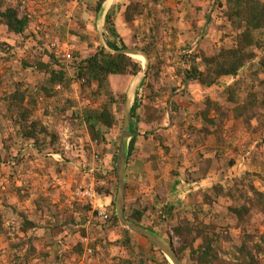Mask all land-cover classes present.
Wrapping results in <instances>:
<instances>
[{
	"label": "trees",
	"instance_id": "obj_1",
	"mask_svg": "<svg viewBox=\"0 0 264 264\" xmlns=\"http://www.w3.org/2000/svg\"><path fill=\"white\" fill-rule=\"evenodd\" d=\"M104 2L99 0L96 3V14L101 11ZM20 3V0H0V28L9 36L23 38L17 42L19 49L25 48L27 40L31 41L22 56L17 58L16 46L0 40V66H10L15 61L19 71L12 72L9 68L8 72L0 71V129L8 132V137L1 141L0 165L10 163L12 147L23 148L29 142H33L42 154L61 152L59 129L47 127L42 119L35 117L39 103L43 105L42 117H58L54 126L64 128L69 125L73 131H78L84 125L90 142L102 146L106 143V135L119 130L123 122L120 117L124 114L126 94L115 95L112 92L111 77H136L142 71L141 61L125 54L108 52L97 37L96 45L86 40L88 51L85 54L80 50L70 56L56 52L44 34L36 29V17L27 14L19 16L17 8ZM216 4V18L220 21L217 29L221 32L219 42L211 47L207 38L203 37L198 44L205 43L207 49L202 51L197 46L195 52L183 55L182 61L189 67L179 71L183 82L188 85L195 83L204 91L222 78L233 79L218 93L221 101L213 100L207 94L203 97L195 114V120L200 121L202 128L196 130L189 125L185 129L202 134V138L198 137L202 143L207 136H214L216 142L223 143L222 134L230 120L241 122L251 134L264 133V0H216ZM209 9L208 6L197 9L192 24L195 26L203 16L206 19ZM161 14L164 18L166 12ZM144 16L150 18L151 10H144L138 0H129L123 12L126 28L137 35L134 23ZM211 21L212 18L208 23ZM172 22L169 19L166 26L172 27ZM81 27H85L83 23ZM150 32L151 41L141 48L147 55L151 54L159 40V24ZM103 36L112 51L127 49L116 32L112 9L106 15ZM162 63L156 53L155 61L150 64L143 80L141 97L136 98L130 109V127L133 130L134 126L138 127L137 124L143 122V128H137L135 132H153L152 145L157 141L156 146L162 147L167 154L170 148L165 143L167 137L163 136L164 117L168 109L169 124L180 134L184 124L177 100L184 101L189 93H177L176 86H159ZM27 71L39 79L34 85L27 82L24 76ZM74 83H79L81 90H91V98L99 105L91 109L83 104L84 114L77 112L68 117L66 113L75 102L65 98V95H71ZM165 94L171 98L170 101H164ZM112 106L118 111L113 112ZM135 132L134 135H138ZM135 136L128 144V166L139 159L140 150L134 147ZM75 137L79 139L81 135L76 133ZM144 138L148 140L147 134ZM257 151L264 170V136L259 140ZM12 160L14 166L21 164L19 160ZM158 160L159 154L149 152L147 160L142 162L149 163L151 171L156 172L159 169ZM215 163L216 160H206L199 164L198 172L187 174L185 183H201ZM233 163L230 161L229 165ZM57 167L56 172H59L64 164ZM46 175L52 178L54 173L48 171ZM253 176L264 181V172H244L240 177L227 180L226 184L216 182L209 188L192 191L188 210L178 200L160 201L155 191L152 200L147 196L143 198L146 179L142 178L143 175L140 179H130L127 174L125 191L138 190L141 194L130 203L124 192V217L128 222L157 235L158 230L167 236L172 234L180 243L175 249L178 259L186 260L187 264H264V190H258ZM97 177L105 180L104 185L96 188L99 199L101 196L115 199L117 186L114 181L105 178L101 172L97 173ZM14 190L20 200L31 199L34 208L32 215L26 211L16 213L20 219L17 232L21 236L15 234L14 238L10 228L4 226V216L0 213V240L6 242L13 264H32L36 260V264H67L73 258L75 262L84 254V238L89 239L87 247L91 251L87 258L96 264H170L165 257L162 262H157L153 258L157 247L147 239L143 242V238L122 227L111 207H108L110 215L107 220L89 223L86 228L92 213V206L87 201H73L69 212H62L58 203L54 204L52 198L40 191L32 198L28 189L14 187ZM53 195L56 192L51 197ZM42 219L47 224L42 225ZM38 229L45 230V233L37 238L35 232ZM58 240L67 242L69 248L62 254L51 255L50 249ZM223 241L227 251L222 247ZM37 243L41 245L39 249L36 248ZM111 248L122 255H111ZM0 264H3L1 256Z\"/></svg>",
	"mask_w": 264,
	"mask_h": 264
},
{
	"label": "rangeland",
	"instance_id": "obj_2",
	"mask_svg": "<svg viewBox=\"0 0 264 264\" xmlns=\"http://www.w3.org/2000/svg\"><path fill=\"white\" fill-rule=\"evenodd\" d=\"M96 1L97 0H83L82 4L84 3L85 8L80 6L81 9H78L76 3L72 6L71 4H66L64 0H20L21 3L18 6L17 11L19 16L27 14L30 17H36V29L44 34L50 47L53 48L52 44L58 42L59 46L54 47L53 49L56 52L64 53L66 56H70L76 50H80L85 54L88 51L86 45L87 41L88 43L90 42L96 45V37L101 43L96 27L101 13L99 12L96 14L94 11ZM138 1L141 2L142 6H144V10L147 8L151 10L152 16L150 18H146L144 16L136 20L134 24L138 29L137 35L128 30L125 26V22L123 23L127 32L122 31V33L126 32L125 40L127 45L132 49L143 51L141 49L142 46L148 45L151 41L150 29L156 24H159V40L155 43V48H153L150 55L145 53L147 55L149 66L153 61H155V54L158 53L159 58L163 61L161 74L158 79L159 86H176L177 93L185 91L189 94L185 100L182 101V103L177 100V104L179 105V114L181 116L180 118L184 124L181 128L182 132L179 134L180 131L172 129L171 125H168L166 119L167 123L165 129L163 130V136L167 137V141L165 143L170 148L167 154L164 152L162 147L159 145L156 146L157 141H154L153 145H151L149 141H145L142 138L140 139L138 147L142 150L141 158L147 160L146 158L148 157L149 152H158L159 169L156 172H152L149 167V173H135L133 171V162H131L129 166L126 164L125 182L127 180V174L131 176L130 179L134 180L139 177L141 178L143 175L144 177L142 178L146 179L145 187L142 190L144 191L143 198L147 196L150 200H152V195L155 191L160 201H165V199L166 201L171 202H173V200H178L189 210L192 202V200L189 199V194L192 191H197L198 189H193L195 187L193 183L190 185L186 184L185 177L190 172H198L199 164H202L206 160H214V162L216 160V163L214 165L215 167L209 170L208 177L204 180L205 182H203L205 185L201 188L205 189L209 188L212 183L216 182L226 184L227 180H231V178H235L236 176L240 177V175L244 172L263 174V164L259 158L257 148L259 140L261 136H264V133L251 134L245 129V127H243L241 122L230 120L225 126L222 134V137L224 138L223 143L216 142L214 136H207L202 143L198 138H202V134L192 132L190 129L185 130L189 125L190 128L196 130L201 129L202 124L199 120H195V114L201 107L203 97L207 94L213 100L221 101L218 93H221L227 85L233 82L232 78H222L218 80L213 87L204 91L195 83L188 85L186 82H183L182 76L179 75V71L188 69L189 67L188 64H185L182 61L183 55L195 52L197 50V46L200 47L202 51L207 49L205 43L202 44L201 42L200 45L198 44L203 37L207 38L206 40L211 47L220 40L221 32L217 29L220 21L216 18L218 9L216 0H155L154 3H152L151 0ZM112 2L111 4H113L112 6L114 7L110 6V8L112 7V16L115 24L116 18L118 20L121 19V17L124 19L123 12L125 7L128 5L129 0H112ZM205 6L210 8L207 18L204 19L203 16L195 23L194 26L192 24V19L195 17L196 10L199 8L202 9ZM161 12H166L164 18H162ZM210 18H212V21L209 24L208 21ZM169 19L173 21L172 27L166 26V22ZM81 23H83L85 27L82 28ZM76 34L79 37H84L85 39H79ZM108 38H110V36H108ZM22 39V37L16 38L9 36L6 34L4 29L0 28V40H4L12 46H16L17 58L22 56L23 50L29 46L28 42H31L30 40H27L28 45L26 44L25 48L19 49L17 47V42ZM131 52L133 54H130V57L140 60L136 55H134L135 52ZM140 56L142 57L141 60L143 62L141 61V64L143 66V63L146 62L147 59L143 55ZM8 68L12 72H19L15 61H13L10 66H0V71L8 72ZM18 76L21 78L20 73ZM24 76L30 85H34L39 80L37 77H32L30 71L24 73ZM134 78H111L110 84L112 92L115 95L123 93L127 94ZM147 82H150V80ZM71 91V95H65V98L68 97L71 101H74L75 105L67 111L66 114L68 117L77 112H82V114H84L85 105L91 109H96L98 107L99 103L91 98V90H81L79 83H74ZM165 95L164 101H169L171 98L167 96V94ZM112 111L116 112L118 109L115 106H112ZM42 112L43 105L42 103H39L35 117L42 119L47 127L56 130L58 128L60 131L59 150L61 152H59L58 155H60L61 160H58L57 158L54 159L51 156L52 154L57 153L42 154L34 147L33 142H29L24 145L23 148L17 146L12 147L10 152V163L7 165H0V213L4 216V226L9 227L11 230L10 233L12 238L15 237V234H18L19 237L21 236V234L17 232V226L20 223V219L16 213H18V211H26L32 215L31 212L34 208L31 199H19L14 187L28 189L32 198L35 196L36 192L40 191L44 194V196L52 198V202L54 204L58 203L59 209L62 212H69L68 210H70L71 203L75 201L72 198V193L75 190L90 182H93L96 186L105 184V180L102 178L99 179L97 175H94L93 177L91 176L93 173H85V166L89 167V165H94V168H99L98 172L103 169V175L105 178L113 180L116 186L118 184L117 174L114 169L116 161L112 159V156L116 154L119 149L123 122L120 129L107 134L106 143L99 146L90 142L84 125H82L78 131H73L69 125H66L64 128L59 126L56 127L57 125L54 126L53 123L58 119V117L52 115V117L44 118L42 117ZM167 115L169 116L168 119H170L168 109L166 117H168ZM123 117L124 115L120 117L122 118V121ZM76 133L81 135V138L76 139ZM139 136H141V134ZM179 136L180 138H178ZM7 137L8 132L0 129V147L2 146L1 141L5 140ZM97 154L102 162L101 165H98V163L94 161V156ZM12 159L21 161V164H19V166H14V160ZM230 161L234 162L232 166L229 165ZM63 164V169L56 172V170H58L57 166H62ZM2 166H5L6 169ZM48 171L54 173L52 178H50L49 175H46ZM56 179L61 180L62 188L53 187L54 180ZM252 179L258 190L263 191L264 181L259 179L257 176H253ZM152 190L153 192L151 194L150 192ZM53 192H56V195L51 197ZM139 194L141 193L138 190L129 189L125 191L127 201L130 203H133ZM103 199L104 197L101 196L99 200L100 204L103 203ZM110 200L108 201L110 204L107 203V206L112 207V210L114 208L115 211L114 203L116 201L111 198ZM112 201L114 202L113 204ZM193 202L195 201L193 200ZM13 206L16 209H13ZM150 218L153 219L154 215L151 214ZM40 222L42 225L47 224L44 219ZM149 223L150 222L148 221L147 224ZM261 230L262 228L260 226L259 231ZM44 233L45 230L38 229L35 232V236L38 238L43 236ZM156 233H158V235L161 233L159 236H161L171 246L176 255L175 249L180 245L178 239L172 234L167 236V234H164L159 230L156 231ZM137 237L140 239L143 238L139 235H137ZM111 238L113 237L111 236ZM146 241L147 240L143 238V242ZM40 247L41 245L37 243L36 248L39 249ZM222 247L224 251H227L224 241L222 243ZM68 248L67 242L65 243L64 241L58 240L52 245L50 254H62V252L67 251ZM157 250L158 251H155L153 254V258H155L157 262H162V258L165 256L158 248ZM110 252L111 255H122V253L113 248L110 249ZM221 254L223 253L221 252ZM0 256L3 264H13L12 258H9L7 244L3 240H0ZM36 261L32 264H36ZM179 262L180 264H187L186 260ZM67 264L96 263L95 261L93 262L91 260H87L83 254L80 259L75 260L74 262L73 258L67 262Z\"/></svg>",
	"mask_w": 264,
	"mask_h": 264
},
{
	"label": "water",
	"instance_id": "obj_3",
	"mask_svg": "<svg viewBox=\"0 0 264 264\" xmlns=\"http://www.w3.org/2000/svg\"><path fill=\"white\" fill-rule=\"evenodd\" d=\"M108 1L109 0H105V2L102 5V9L100 11L101 16L97 24V30L99 33L101 44L104 46V48L108 52L112 54L120 53V54H125L130 57V52L133 51V52H139L143 54V56L147 59V55L145 54V52L140 51V50L125 49L123 51L114 52L107 46L106 41L103 37V27L105 24L107 12L111 6V4L107 5ZM148 66H149V62L147 59L146 65L142 66V71L134 78V81L126 94L125 114L123 118V128H122V134H121L120 143H119V156H118V165H117V178H118L117 187L118 188H117V195H116V202H115V214L117 216L119 224L122 227H124L125 229L129 230L130 232L134 234H137L151 241L164 254V256L166 257L169 263L180 264L171 246L162 237H160L159 235L155 233L150 232L149 230L145 229L144 227L140 225H136L131 222H128L126 218L124 217V191H125V176H126L125 169H126V164H127V149H128L126 140L129 137V135H131L129 131L131 102H132L136 87L141 82V80H143V78L145 77Z\"/></svg>",
	"mask_w": 264,
	"mask_h": 264
},
{
	"label": "crops",
	"instance_id": "obj_4",
	"mask_svg": "<svg viewBox=\"0 0 264 264\" xmlns=\"http://www.w3.org/2000/svg\"><path fill=\"white\" fill-rule=\"evenodd\" d=\"M82 1L83 0H64V2L66 3V4H71L72 6H73V4L74 3H76L77 4V7H78V9H81V7L80 6H82L83 8H85V5H84V3L82 4ZM99 0H97L96 1V3L98 2ZM96 3H95V5H96ZM113 3V2H112ZM113 4H111V6H112ZM88 6V5H87ZM91 6H93V5H91ZM95 7V6H94ZM94 7H93V9H94ZM112 7H114V6H112ZM111 7V8H112ZM111 8H109V10H108V12L111 10ZM107 12V13H108ZM124 19L121 17V19H115V28H116V32H117V34L119 35V37H120V39H121V41L127 46V49H132L130 46H128L127 45V43H126V40H125V36H126V29L124 28V21H123ZM95 23V22H94ZM97 24H98V22H97ZM97 24H96V27H97ZM93 25H95V24H93ZM104 26H105V24H104ZM90 29V28H89ZM122 31L124 32V31H126L125 33H122ZM103 33H104V27H103ZM104 37V36H103ZM109 39H113L112 37H110ZM117 44L118 45H120V42L119 41H117ZM130 54H133L132 52H130ZM134 55H136L139 59H140V61H142L141 60V56L140 55H143V54H140V53H134ZM142 65V64H141ZM146 75V74H145ZM111 78H114V77H111ZM144 79V78H143ZM143 84H144V82H143V80H141V82L138 84V86L136 87V89H135V92H134V95H133V99H132V102H131V107H132V104L135 102V100H136V98L137 99H140V97H141V94H142V92H143ZM131 85H132V83H131ZM131 85H130V87H131ZM129 87V88H130ZM129 90V89H128ZM170 101V100H169ZM181 103H182V100H179ZM139 102V101H138ZM179 102V103H180ZM169 108V107H168ZM124 114H125V108H124ZM123 114V115H124ZM168 116V115H167ZM124 118V117H123ZM169 116L168 117H164V122H163V124H164V128H165V126H166V123L168 122V125H169ZM166 119H167V122H166ZM137 126L138 127H135L134 126V128H133V130H131V127H130V119H129V131H130V133H131V135H129V137L127 138V140H126V143H127V146H128V144H129V142H130V140L135 136L134 135V132L136 131L135 129H142L143 128V126H144V123L143 122H141L140 124H137ZM122 128H123V126H122ZM145 132H148V133H145ZM135 133H137L138 135H136L135 136V144H134V147L136 148V149H139L140 150V148L138 147L139 145V143H140V139L142 138V139H144L145 141H149V143L152 145V139H153V137H152V135H151V131H147V130H144L143 132H141V133H138V132H135ZM141 134V136H139ZM147 134V136H148V140L147 139H145L144 138V136ZM120 138H121V136H120ZM150 138V139H149ZM128 150V149H127ZM142 150H140V154H139V159L138 160H136V161H134L132 164H133V167H134V169H133V171L135 172V173H140V172H142V174H144L145 172H150V165H149V163H143L142 161H144L145 159L143 158H141V155H142V152H141ZM151 154H158V152H151ZM57 155H58V153H57ZM118 156H119V149H118V152L116 153V154H114L113 156H112V159H114L115 161H116V166H115V172H116V174H117V165H118ZM147 159V158H146ZM90 164V163H89ZM88 164V165H89ZM86 168H85V170H84V172L85 173H88V174H92L93 173V175H91V176H93L94 177V175L96 176L97 175V173H98V170L96 169V167L94 168V165H89V167H87V166H85ZM126 170V169H125ZM95 172V173H94ZM100 172H102V173H104V171H103V169L100 171ZM99 172V173H100ZM126 175V174H125ZM125 178H126V176H125ZM117 180H118V178H117ZM202 182H205V181H202ZM126 183V182H125ZM199 184H201V183H199ZM194 185V184H193ZM205 184L203 183V185L201 186V187H203ZM117 186H118V184H117ZM201 187H198V189L199 188H201ZM118 188V187H117ZM194 189V188H193ZM195 190H197V189H195ZM125 192V191H124ZM116 193H117V191H116ZM110 198L113 200V198L112 197H104V199L102 200V204H100L99 203V201H98V204H100V205H103V206H105V207H107L108 208V204H110L111 203V200H110ZM110 200V203H108V201ZM115 201H116V197H115V199H114ZM113 202V201H112ZM108 203V204H107ZM124 203H125V199H124ZM114 205H115V203H114ZM111 209H112V207H111ZM113 210H114V208H113ZM91 215V214H90ZM90 215H89V217H88V221H87V224H86V228H88V225H89V223H92V222H97V220H93V219H91L90 218ZM146 229V228H145ZM111 236H113V235H111ZM161 237V236H160Z\"/></svg>",
	"mask_w": 264,
	"mask_h": 264
},
{
	"label": "built area",
	"instance_id": "obj_5",
	"mask_svg": "<svg viewBox=\"0 0 264 264\" xmlns=\"http://www.w3.org/2000/svg\"><path fill=\"white\" fill-rule=\"evenodd\" d=\"M59 46L58 42H55V44H52V47H57ZM88 102V101H87ZM51 155V154H50ZM54 159L57 158L58 160H61L60 155L57 154H52L51 155ZM94 161L98 163V165L102 164L101 160L99 159V155L94 156ZM101 168V167H100ZM99 171V168L97 169ZM203 185V182L201 184H194V189H198V187H201ZM53 187H58L62 188V182L59 179L54 180ZM96 185L93 184V182H90L84 186L79 187L77 190H75L72 193V198L75 201H87L91 206H92V213L90 215V218L93 220H107L110 211L108 210L107 207L98 204L99 196L96 193ZM88 238L82 239V243L84 244V256L87 258L91 254V251L88 249ZM87 260L90 261L89 258Z\"/></svg>",
	"mask_w": 264,
	"mask_h": 264
},
{
	"label": "bare ground",
	"instance_id": "obj_6",
	"mask_svg": "<svg viewBox=\"0 0 264 264\" xmlns=\"http://www.w3.org/2000/svg\"><path fill=\"white\" fill-rule=\"evenodd\" d=\"M111 2H112V0H109V1L107 2V5H108V4H111ZM142 62H143V61H142ZM144 65H146V62L143 63V66H144ZM127 141H128V140H127Z\"/></svg>",
	"mask_w": 264,
	"mask_h": 264
}]
</instances>
